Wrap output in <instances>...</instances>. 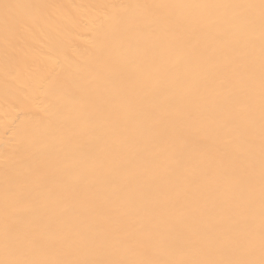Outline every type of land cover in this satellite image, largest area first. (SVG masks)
Instances as JSON below:
<instances>
[{
  "label": "bare ground",
  "instance_id": "1",
  "mask_svg": "<svg viewBox=\"0 0 264 264\" xmlns=\"http://www.w3.org/2000/svg\"><path fill=\"white\" fill-rule=\"evenodd\" d=\"M0 264H264V0H0Z\"/></svg>",
  "mask_w": 264,
  "mask_h": 264
}]
</instances>
